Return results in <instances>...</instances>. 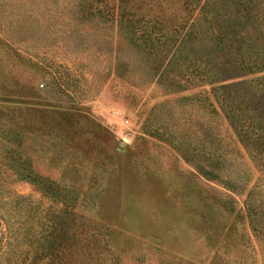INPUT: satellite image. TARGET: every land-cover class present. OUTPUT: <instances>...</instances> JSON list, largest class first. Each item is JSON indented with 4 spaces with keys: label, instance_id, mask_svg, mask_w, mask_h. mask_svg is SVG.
Returning <instances> with one entry per match:
<instances>
[{
    "label": "rangeland",
    "instance_id": "1",
    "mask_svg": "<svg viewBox=\"0 0 264 264\" xmlns=\"http://www.w3.org/2000/svg\"><path fill=\"white\" fill-rule=\"evenodd\" d=\"M60 1L0 0V87L10 89L13 114L24 113L26 153L56 188L57 206L70 201L83 230L97 232L83 263L209 264L229 226L240 236L232 254L259 264L243 200L255 177L264 182L260 160L237 141L209 86L173 90L112 71L114 48L125 60L141 52L111 21L69 16L66 6L61 20ZM204 129L219 140L210 151ZM205 155L229 182L200 170L210 167ZM7 187L49 203L26 180Z\"/></svg>",
    "mask_w": 264,
    "mask_h": 264
},
{
    "label": "trees",
    "instance_id": "2",
    "mask_svg": "<svg viewBox=\"0 0 264 264\" xmlns=\"http://www.w3.org/2000/svg\"><path fill=\"white\" fill-rule=\"evenodd\" d=\"M60 2L63 5L56 13L61 20L66 6L69 16L111 21L141 52L140 60H125L114 48L112 71H139L141 77L173 90L208 85L210 99L223 112L237 141L258 156L257 168L264 175V73L250 76L264 71V0ZM45 97L53 95L45 93ZM203 99L210 102L208 97ZM10 100V89L0 87V264H88L83 263L93 259L88 241H96L97 232L83 230L87 225L77 219L70 201L57 206L56 188L31 166L24 142V113L16 117ZM203 134L202 143L210 151L219 140L207 129ZM170 144L179 149L176 143ZM215 149H221L217 155L223 160L220 145ZM202 158L210 165L199 166L206 176L229 182L226 176L212 173L217 160L210 161L207 155ZM14 180L35 185L50 197L49 203L42 205L40 199L7 187ZM243 214L261 246L259 264H264V182L259 177L245 191ZM227 230L222 235L221 254L214 253L209 264H255L232 254L240 236L229 226ZM85 233L86 239L80 237Z\"/></svg>",
    "mask_w": 264,
    "mask_h": 264
}]
</instances>
